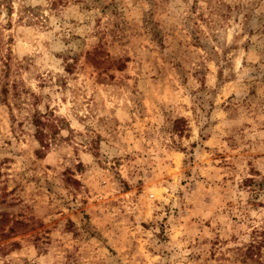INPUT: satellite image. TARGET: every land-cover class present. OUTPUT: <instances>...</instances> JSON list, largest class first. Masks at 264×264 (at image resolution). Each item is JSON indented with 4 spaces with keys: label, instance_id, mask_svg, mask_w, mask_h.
Instances as JSON below:
<instances>
[{
    "label": "clouds",
    "instance_id": "1",
    "mask_svg": "<svg viewBox=\"0 0 264 264\" xmlns=\"http://www.w3.org/2000/svg\"><path fill=\"white\" fill-rule=\"evenodd\" d=\"M54 2L58 5L55 11L51 7ZM65 3L67 9L59 0H0V32H6L5 25L11 22L13 29L10 34L17 40V49H26L28 54H40L35 60L37 67L15 77L24 79L30 91L27 95L21 94L19 101H13L22 106L17 113L18 122H23V128L17 131L20 142L4 130L5 134L0 136V159L11 156L16 160L12 168L14 177L16 173L22 174L16 177L18 179L40 177V181L25 186L29 188L31 197L39 195L40 205L44 206L41 210H46V214L63 210L72 215L81 209L88 195L87 189L78 190L72 183L74 180H80L94 191L98 187L102 188L107 181L112 190L119 191L123 186L118 177L120 169L115 167L117 161L135 187L136 181L142 178L141 174L144 179H149L152 161L160 153H165L169 159L174 155L178 161L187 160L193 143L197 145L198 153L203 152L202 137L212 131L211 122L217 118L220 119L218 127L226 129L218 132L220 137L231 135L233 128L238 130L242 123L240 117L250 121L253 126L248 130L246 139L252 142V151L264 152V132L256 130L258 125H264V0H122L119 12L115 6L108 7L111 0H65ZM9 7L13 9L12 16H9ZM25 8L31 11H22ZM200 13L207 18L206 24L198 25L197 16ZM222 15L225 19H220ZM97 20L101 21L99 26ZM177 28L182 34L191 33L192 40L202 42L203 48H198V55L184 62L183 67L180 63L175 64V71L179 73L177 80L185 75L184 68L187 69L188 83L181 88L180 102L175 107L169 106L167 110L163 106L157 107L155 125L148 129L144 138L136 141L141 146L139 150L132 151L124 142L122 134L114 131L111 114L102 110L97 112L91 107L85 108L79 103L83 85L66 69L69 65L77 66L78 70L80 66H85L94 68L101 76L109 70L114 71L116 60L126 55L119 45L131 37H135V46L132 47L135 61L143 63L151 57L152 51L158 50L161 60L171 67L177 60L183 62L184 58L174 43L165 46L162 34L170 35ZM198 28L203 29V34ZM225 49H228L226 59L222 55ZM108 52L112 55H108ZM93 60L98 61V65H94ZM198 67L205 70L206 82L201 80L205 72L193 75ZM221 71L224 79L231 81L226 94L235 96L233 110L225 113L217 104L215 112L209 117L210 105L215 95L222 91L223 81L218 77ZM37 75L42 79H37ZM65 80L69 81L67 89L62 87ZM257 90L258 95L254 96ZM134 91V88L127 90L124 103L128 105L131 101V109L139 113V101L143 97L141 93L132 95ZM33 92L39 97L38 102ZM49 105L55 116L48 115ZM237 108L239 113L234 111ZM4 111V106L0 105V113ZM35 114H39L43 125L34 122ZM101 115L105 117L104 120L100 119ZM180 116L187 121L184 139H181L179 131L174 130V122ZM225 116L229 117L227 121ZM98 136L103 139L97 146L95 141ZM5 139L12 140L11 147L5 144ZM219 143L223 148L222 140ZM181 148L189 151H181ZM36 150L45 153L47 160L38 159L34 154ZM130 152L135 159L128 158ZM81 162L84 164L83 171L77 168ZM46 164L52 166L50 173ZM234 175L235 182L230 181L227 188H221L222 199L231 201L234 208L222 211L221 205L213 209L216 213L213 217L214 227L222 224L221 228H217L221 243L229 236L237 237L235 243L229 241L226 246L232 249L225 253L230 258L226 264H233L234 261L240 264L235 258L239 255L237 249L250 240L247 225L264 224V209L253 207L264 204V188L261 187L264 184V172L260 176L250 174L246 164L242 163L240 172ZM245 179H253L256 183L243 185ZM161 191L167 195L159 197V204L151 208V212L157 214L152 217L155 226L144 233L155 245L158 255L154 259L158 264H167L166 253H172L171 261L175 264H199L194 259L188 261L185 245L195 243V240L203 241L207 237L209 243L198 244L192 249L194 255L202 252L207 256L205 250L211 247L216 233L211 229L205 230L202 221L196 226H182L186 221L183 199L178 195L179 179ZM31 197L29 202L35 203ZM185 197H188L187 192ZM188 198L191 202V198ZM166 205L173 212L179 210L180 216L169 215ZM198 206L208 208L203 198L199 200ZM3 207L0 205V208ZM226 213L237 217L235 224ZM212 214L207 210L203 212L205 218ZM166 215L171 225L168 235L173 239L158 243L156 233L159 224L156 222L162 221ZM76 227L81 235L91 234L87 220L82 215L76 216ZM31 243L41 253L48 247L44 236ZM29 259L32 264H39L38 256L32 255ZM0 264H4L3 259H0Z\"/></svg>",
    "mask_w": 264,
    "mask_h": 264
},
{
    "label": "rangeland",
    "instance_id": "2",
    "mask_svg": "<svg viewBox=\"0 0 264 264\" xmlns=\"http://www.w3.org/2000/svg\"><path fill=\"white\" fill-rule=\"evenodd\" d=\"M59 3L65 9L68 8L65 0H59ZM120 3L122 0L119 3L117 0H111L108 7L115 6L119 12ZM57 6L55 2L51 5L53 11ZM224 7L230 6L225 5ZM8 11L9 16H12L13 9L9 7ZM22 11H31V9L25 8ZM192 11H195V7ZM123 14L121 13V15ZM220 19H225V16H220ZM197 22L198 25L206 24L207 18L203 13L197 16ZM100 23L101 21L97 20V26ZM5 29L6 32H0V105H3L5 109L0 113V136L5 134L4 130H7L19 143L20 137L17 136V131L23 128V122H18L17 113L22 106L19 103H13V101H19L21 94L27 95L30 88L25 84L24 79L15 77L37 67L35 60L40 54H28L26 49L18 50L17 40L10 34L13 24L9 22L5 25ZM198 31L203 34V29L198 28ZM126 35L128 34L126 33ZM185 35H187V39ZM162 39L165 46L170 42L174 43L176 50L184 58L183 62L177 60L169 67L161 60L158 50L152 51L151 57L145 59L143 63L137 62L134 60L135 53L132 51V47L135 46V37H131L119 45L126 55L122 59L116 60L114 71L109 70L101 76L95 72L94 68L85 66H80L78 70L77 66L69 65L66 69L83 85L79 103L85 108L91 107L97 112L102 110L104 113L111 114V119L114 120V131L117 134H122L124 142L130 146L132 151L139 150L141 146L136 141L144 138L148 129L155 125L154 113L157 107L163 106L167 110L169 106L175 107L180 102L181 88L188 83L187 69L184 68L185 75L177 80L179 73L175 71V64L180 63L183 67L184 62H188L198 55L196 51L198 48H203L202 42H194L191 33L182 34L179 28L172 31L170 35L162 34ZM147 46L146 44L145 47L147 48ZM227 52L228 49H225L222 53L225 59ZM108 55H112V53L108 52ZM93 64L98 65V61L93 60ZM197 72H205V70L198 67L193 75H196ZM218 77L223 81L222 91L215 95L214 102L209 108V117L215 112L217 104L225 113L233 110L232 101L235 96L226 94L231 81L224 79L222 71L218 73ZM36 78L42 79L39 75ZM201 80L206 82V72ZM62 87L67 89L69 81H63ZM132 88L135 89L132 95L141 93L143 97L139 101V113L131 109V101L128 105L124 103L127 90ZM32 95L38 102L39 97H36L34 92ZM253 95H258V90ZM234 111L239 113L238 108ZM48 115L55 116L50 105ZM100 119L104 120L105 117L101 115ZM224 119L227 121L229 117L225 116ZM33 120L37 125H43L39 114H35ZM240 120L242 123L239 129L233 128L231 135L223 137L218 135V132L226 130L218 127L220 119L212 121V131L202 137L204 140L203 152L198 153L197 145L193 143L190 146L191 152L187 160L178 161L174 155L172 159H169L165 153H160L152 161V172L149 179H144L141 174L142 178L136 181L135 187L124 175L123 166L119 161L115 165L120 169L118 177L123 186L119 191L112 190L107 181L104 182L102 188L98 187L95 191L80 180L72 181L78 190L86 188L88 194L82 202L81 209L72 215L63 210L56 211L54 214H46V210L42 211L44 206L40 205L39 195L31 197L29 188L25 186L40 181V177H26L24 180L16 178L20 177L21 173H16V177H14L12 165L16 163V160L11 156H5L0 159V169H3L0 171V205L5 206L0 208V217L6 219V223L13 226L14 233L8 238L0 239V259L4 260V264H32L29 257L36 255L40 258L39 264H158V261L154 259L158 255L155 245L151 244L148 236L144 233L149 232L155 226L152 217L157 214L151 212L152 206L159 204V197L167 195L161 189L179 179L180 191L178 195L183 199L186 221V223H182V226H196L202 221L205 230L211 229L216 233L215 238L211 241V247L205 250L207 256L202 252H197L195 255L192 252V249H195L198 244L209 243L207 237L203 241L195 240L194 237L195 243L186 244L188 261L194 259L199 264H212L213 261L216 264H226L230 258L225 253L232 251L226 246L229 241L235 243L237 237L229 236L221 243V236L217 232V228H221L222 224H216L214 227L213 217L216 215L213 212L214 208H220L221 205H223L222 211L234 208L231 201L225 202L222 199L221 188H227L230 181L235 182L234 173L240 172L242 163L246 164L250 174L260 176L264 172V152L252 151V142L246 139L248 130L253 125L243 117H240ZM174 123V130L179 131L181 139H184V130L187 128L186 119L180 116ZM256 130L264 132V125H258ZM39 138L38 135L37 139ZM102 139L101 136L97 137L95 141L97 146ZM221 140L224 143L223 148L220 147L219 141ZM5 144L11 147L12 140L5 139ZM181 151L188 152L189 150L181 148ZM34 154L40 160H47V155L39 150H36ZM128 158L135 159L131 156V152ZM45 166L50 173L51 164ZM77 168L83 171V162L78 164ZM190 180L193 183L190 184ZM46 183H50V181ZM261 187L264 188V184H261ZM185 192L188 193L191 202L188 197H185ZM29 197L35 203L29 202ZM201 198H203L204 204L208 205L207 209L198 206ZM74 199H79V197ZM36 205H40V207ZM165 207L169 215L180 216L179 210L173 212L168 209L167 205ZM253 207L264 209V204H257ZM205 210L213 214L205 218L203 215ZM226 214L235 224L237 217L230 213ZM77 215H82L87 220L91 230L90 235H81L77 229ZM156 223L159 224V230L156 233L157 242H170L173 237L168 235V231L171 229L168 216L166 215L162 221ZM36 225H39L38 229ZM262 225L257 226L252 223L247 225V228L250 229V240L242 248L237 249L239 255L235 258L236 260L239 261L241 253L248 249L252 242V228ZM42 236L47 238L48 247L41 253L32 247L31 242L38 241ZM176 238L182 239L181 237ZM262 252L264 264V249ZM166 255L168 257L167 264H175L171 261L172 253H166ZM240 264L242 263L240 262Z\"/></svg>",
    "mask_w": 264,
    "mask_h": 264
},
{
    "label": "trees",
    "instance_id": "3",
    "mask_svg": "<svg viewBox=\"0 0 264 264\" xmlns=\"http://www.w3.org/2000/svg\"><path fill=\"white\" fill-rule=\"evenodd\" d=\"M253 180L247 179L244 185H252ZM13 226L6 223V219L0 217V239L8 238L14 232ZM253 240L248 249L243 251L239 257L242 264H263L262 257L264 249V224L260 227L252 228Z\"/></svg>",
    "mask_w": 264,
    "mask_h": 264
}]
</instances>
